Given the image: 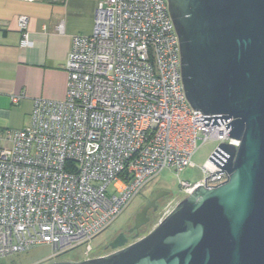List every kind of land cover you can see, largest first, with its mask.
Segmentation results:
<instances>
[{
    "label": "built area",
    "instance_id": "built-area-1",
    "mask_svg": "<svg viewBox=\"0 0 264 264\" xmlns=\"http://www.w3.org/2000/svg\"><path fill=\"white\" fill-rule=\"evenodd\" d=\"M17 21L20 46H32L28 17ZM66 69L65 99L38 98L27 126L0 128V258L43 244L51 263L75 248L85 259L105 255L94 238L165 168L194 165L199 141L240 144L224 123L197 121L204 114L185 93L168 0H100L93 32L72 38ZM202 169L201 180H180L186 196L206 176L207 185L228 177L210 159Z\"/></svg>",
    "mask_w": 264,
    "mask_h": 264
},
{
    "label": "water",
    "instance_id": "water-1",
    "mask_svg": "<svg viewBox=\"0 0 264 264\" xmlns=\"http://www.w3.org/2000/svg\"><path fill=\"white\" fill-rule=\"evenodd\" d=\"M168 3L197 121L213 118L240 140L209 157L228 177L207 185L206 176L142 237L120 234L105 255L50 264H264V0ZM149 219L145 207L135 228Z\"/></svg>",
    "mask_w": 264,
    "mask_h": 264
},
{
    "label": "crops",
    "instance_id": "crops-1",
    "mask_svg": "<svg viewBox=\"0 0 264 264\" xmlns=\"http://www.w3.org/2000/svg\"><path fill=\"white\" fill-rule=\"evenodd\" d=\"M100 0H0V128L28 125L36 99L66 98L72 38L90 35ZM25 15L34 44L20 46ZM63 22V29L58 25ZM24 93L20 103L12 95ZM4 141L0 140V147Z\"/></svg>",
    "mask_w": 264,
    "mask_h": 264
},
{
    "label": "rangeland",
    "instance_id": "rangeland-1",
    "mask_svg": "<svg viewBox=\"0 0 264 264\" xmlns=\"http://www.w3.org/2000/svg\"><path fill=\"white\" fill-rule=\"evenodd\" d=\"M220 144L217 140H208L206 142L199 141L198 149L195 151L192 161L194 165L187 166L184 170L176 171L174 169L165 168L158 178L145 187L144 194L149 193L155 185H160L170 190L172 194L167 198L157 215L148 223V225L140 232V237L149 233L160 220H162L177 204H179L186 195L181 192L180 180H188L196 182L204 177L203 165L209 159L216 147ZM139 197L135 199L132 206H136L140 201ZM132 207V208H133ZM129 210V209H128ZM126 211L112 226H119L128 220V213ZM109 237V232H104L92 241L95 250H101ZM52 253L50 245H38L28 251L12 254L0 258V264H50L51 261L47 258ZM64 260L80 261L84 260L83 248H75L62 256Z\"/></svg>",
    "mask_w": 264,
    "mask_h": 264
},
{
    "label": "flooded vegetation",
    "instance_id": "flooded-vegetation-1",
    "mask_svg": "<svg viewBox=\"0 0 264 264\" xmlns=\"http://www.w3.org/2000/svg\"><path fill=\"white\" fill-rule=\"evenodd\" d=\"M171 194L172 192L170 190L160 185H155L153 189L147 194H144L142 192L138 196L140 202L136 206L133 207L131 205L128 208V220L124 224L117 227L111 225L100 233L102 234L104 232H109V237L106 241L105 246L98 253L111 252L112 248L110 244L120 234H124V236L127 237L130 241L133 240L132 238L135 235L140 234V232L148 225V223L157 215V213L160 211L163 204ZM145 207L147 208V216L150 219L146 224L137 229L135 228L136 220Z\"/></svg>",
    "mask_w": 264,
    "mask_h": 264
}]
</instances>
